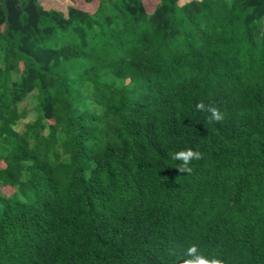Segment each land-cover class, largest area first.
<instances>
[{"label": "trees", "instance_id": "16d2710c", "mask_svg": "<svg viewBox=\"0 0 264 264\" xmlns=\"http://www.w3.org/2000/svg\"><path fill=\"white\" fill-rule=\"evenodd\" d=\"M41 1L0 0V264H264V0Z\"/></svg>", "mask_w": 264, "mask_h": 264}, {"label": "clouds", "instance_id": "9594fccd", "mask_svg": "<svg viewBox=\"0 0 264 264\" xmlns=\"http://www.w3.org/2000/svg\"><path fill=\"white\" fill-rule=\"evenodd\" d=\"M198 110L210 113L208 122H221L223 120V114L217 107L212 104L205 105L200 102L196 105ZM203 158V153L193 150L192 148L177 151L171 154V159L181 161L176 167L180 173L191 174L193 171L192 162L198 161ZM187 256L189 259L184 261V264H224V261L219 258H208L204 256L196 245H192L187 249Z\"/></svg>", "mask_w": 264, "mask_h": 264}, {"label": "rangeland", "instance_id": "374dc122", "mask_svg": "<svg viewBox=\"0 0 264 264\" xmlns=\"http://www.w3.org/2000/svg\"><path fill=\"white\" fill-rule=\"evenodd\" d=\"M154 0L150 1V4L153 3ZM184 0H181L180 2H183ZM41 3L43 4L44 7L49 8L56 6L58 8H61L65 10L66 6L69 4H73L76 7L86 9L89 11H93L96 8V1L94 0L92 3H85L83 0H42ZM264 22V20H263ZM15 78V75H13ZM37 100L35 97V92H31L27 97L20 103V108L25 109L26 115L24 118L19 119L16 124H14V128L16 130H21L24 123L33 120L36 116L37 113V108H36ZM51 122V121H50ZM0 191L3 193H10L11 189L8 187H3L0 188Z\"/></svg>", "mask_w": 264, "mask_h": 264}]
</instances>
